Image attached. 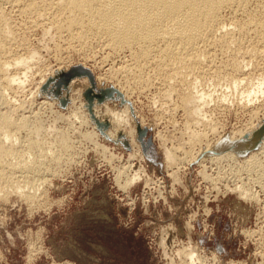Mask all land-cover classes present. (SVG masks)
Segmentation results:
<instances>
[{
  "label": "rangeland",
  "instance_id": "374dc122",
  "mask_svg": "<svg viewBox=\"0 0 264 264\" xmlns=\"http://www.w3.org/2000/svg\"><path fill=\"white\" fill-rule=\"evenodd\" d=\"M29 1L0 0L7 20L3 30L10 37L7 56L40 48V64L22 91L0 84V103L24 108L12 111L13 121L26 118L38 126L40 120L47 154L42 171L47 172L26 180L16 173L17 178L0 183V264H168V259L190 264L176 254L189 246L196 248L195 264H264V136L256 148L236 157H204L221 137L245 140L255 127L264 131V95L250 103L245 99L246 91L264 81V38L252 27L235 29L246 14L220 13L217 27L224 31L202 45L204 61L191 67L157 58L134 60L136 48L116 53L94 38L86 45L65 34L60 38L47 30L53 24L50 14L22 11ZM255 6L248 13L258 17ZM235 79L243 81L237 89L231 86ZM195 91L210 96L196 126L179 106ZM190 131L202 140L193 141L196 134ZM59 132L68 137L66 152L56 147ZM18 138L15 148L24 150L25 135ZM163 146L174 151L175 165L167 163ZM251 156L254 164H247ZM134 177L138 180L123 188Z\"/></svg>",
  "mask_w": 264,
  "mask_h": 264
},
{
  "label": "bare ground",
  "instance_id": "6f19581e",
  "mask_svg": "<svg viewBox=\"0 0 264 264\" xmlns=\"http://www.w3.org/2000/svg\"><path fill=\"white\" fill-rule=\"evenodd\" d=\"M19 1L20 0H9L10 3L13 2L14 4H15V2L18 3ZM1 2H2V0H1ZM252 3L256 4L255 11L258 13V17L255 16V14L251 15L250 12L248 13V10H249L250 5ZM4 4H5V2H4ZM18 5H19V3H18ZM21 9H22V7H21ZM227 9L231 10L234 15L239 14V16H240L241 14H243V15L246 14V21H244L245 23H241V21H235V23H234L235 29L236 28L242 29L245 27H247V28L252 27L254 29V31L256 30L258 32V34L262 38H264V0H30L29 3H27L24 6L22 11L34 13V16H35V14H37L39 17H43L45 15L50 14L53 17L52 28L50 29V27H48L49 29H47V28L46 29L52 30L53 34L57 35L58 37H60V36L63 37V34H65L68 36L67 38H69V40L71 39L72 41H75V42L79 43L80 45H86V43L88 42V40H90V38H94L100 42L99 44H102L101 46L107 47L111 51L112 50L116 51V53H117V51H124V50L131 51V50H133V48H136L135 51L133 50V52H131L134 60L138 59V60H143V61H149V60L157 58L158 61H160V63L161 62L163 63L165 61H170V62H175L176 64L175 63L174 64L177 66H178V64H180L182 66H188V65L194 64L196 62H200V60L202 62L204 61L203 53H202L204 47L202 45L207 46L206 44L209 42V40L211 38H213L215 35H218V33H217L218 31L220 32L224 29V27L219 28L220 24L217 27V25H218L217 23H219L218 19H219L220 13H222L223 11H225ZM0 11H2V10H0ZM21 13H20V15H21ZM232 15H231V17H232ZM39 17H38V19L40 20ZM42 20H43V18H42ZM48 20L49 19H47V21ZM243 20L244 19H242V21ZM6 21L7 20H5V16H3L0 13V84L2 85L1 87L4 86L7 91L10 90L12 92V91L20 90V89L23 90L24 82H25L29 72L31 71V69L33 67L36 68L35 64H37V61L39 60V55H40L39 49L40 48L38 49L39 50L38 51V50H36L37 48L35 47L36 49H32V50L28 51L27 54H24L26 56H22V57L16 56L17 58L16 57L15 58L14 57L13 58L8 57L7 54H9L10 52L8 53L7 51L11 45L9 44L10 45L9 48L7 47V45H8L7 41L9 40L10 37H8L7 35H9V34H5L4 30H3V26L6 25V23H5ZM36 21H37V19H36ZM32 23H33V21H32ZM39 24H41V23H39ZM10 25H11V23H10ZM42 25H43V23H42ZM227 27H230V29H231V26H227ZM5 28H6L5 30H7V28H10V27L8 26ZM40 30L42 31V36H43V34L46 35V33L43 32L45 29H43V30L40 29ZM244 30H246V29H244ZM238 31L239 30H237V32ZM10 33H12V32H10ZM48 33H49V31L47 32V34ZM215 33H217V34H215ZM15 34H16V32H15ZM12 35H14V33ZM253 35H255V34H253ZM260 36H259V39L261 38ZM23 37H25V36L23 35ZM45 37L41 38V42L44 41L43 39ZM47 37H50V35ZM243 37H245V36H243ZM257 38H258V36H257ZM15 39H18V38H15ZM21 40L23 41L24 38L23 39L21 38ZM52 40H54V39H52ZM56 40H57V38H56ZM71 40H70V42H71ZM262 40L263 39H261L260 41H262ZM46 41H49V40L46 39ZM67 41H68V39H67ZM95 41L96 40H94V42ZM10 42H11V40H10ZM13 42H12V44H13ZM41 42H40V44H42ZM51 42L53 43V41H51ZM224 42H225V40H224ZM44 43H45V41H44ZM25 44H27V43H25ZM54 45H53V47H54ZM223 45H225V44H223ZM36 46H37V44H36ZM200 46H202V48H201L202 51L200 49ZM210 46H208V47H210ZM214 46L215 45L213 43L212 47H214ZM45 47H46V45H45ZM45 47L43 49H45ZM83 47H85V46H83ZM18 48H19V46H18ZM55 48H58V47L55 46ZM205 48L207 49V47H205ZM206 49H205V51H206ZM206 54H207V52H206ZM41 60H42V58H41ZM39 64H37V65H39ZM41 64H42V62H41ZM160 65H162V64H160ZM164 66H165V64H164ZM164 66H162V67L164 68ZM171 66H173V65H171ZM143 67H144V65H143ZM191 67H192V65H191ZM129 68H132V67L130 66V67H128V69ZM156 68L161 71V69L158 68L157 66H156ZM177 68L178 67H176V69ZM134 69H135V67H134ZM189 69H191V68H189ZM181 70L182 69H180V71ZM128 72H130V71H128ZM174 73H176V72H174ZM139 74H141V72H139ZM170 74H172V73H170ZM191 74H189V76ZM175 75H177V74H175ZM181 76H182V74H181ZM185 76H186V74H185ZM200 77H201V75H200ZM186 78H187V76H186ZM262 79H259L254 85L252 84L253 87L251 89L249 88L250 90L246 91L247 95H246L245 99H246L247 103L252 102L253 98H256L258 95H260V96L264 95V81H262ZM40 80H42V79H40ZM182 81H184V80H182ZM215 81H217V80H215ZM232 82H233V85L231 84V86H233L234 89H237L243 81H240L239 79H235L234 81L232 80ZM251 83L252 82H250V84ZM22 90H20V91H22ZM1 91L2 90H0V92ZM1 93H3V92H1ZM1 96H0V101H1V99H3V98H1ZM209 97H210L209 94L205 93L204 91L203 92H198V91L189 92L186 95H184L183 98L180 97L181 101H180L179 106L181 105V108L183 109V111H185L186 118L190 122V124H192V125L194 124V126H196V125L200 124V122L203 121V118L205 117V114L203 112H204L205 106L208 104L207 99H209ZM0 105L2 106L1 103H0ZM15 105L16 104L11 105V106L8 105L9 106V108H8L4 104V106H2V107H4L5 110L0 111V183H2V182H6V183L8 182L9 183L14 178H17L16 177L17 175L15 176L16 173L22 174V176H23V178H25V180L30 178V177H35L34 175L37 176V174H40L38 172L42 171L44 169L43 163H44V159L46 160V158H45L46 153H44L46 143H45V141L42 140V138L40 139V136L42 134L41 132H43L41 126H39V125H41L40 120H39L38 126H36L37 123H35L36 125H33L31 123L33 121H31L30 119L28 120L25 117H24L25 119H19V121H16V120L13 121L14 119H12L11 114L14 112H12V111L15 110V112H16V109L18 110V108L20 107V105H19V107L16 108L17 105L16 106ZM6 107H7V109H6ZM21 109L23 110L24 108H21ZM0 110H2V109H0ZM17 120H18V118H17ZM190 124L189 125L187 124V125L190 126ZM250 128H249V130H251ZM255 129H256V127H255ZM255 129L249 131V133L247 134L248 136H246L248 138L245 140L240 139L239 136L237 138H239L240 140H237L234 138L231 139L229 137H228L229 138L228 139V138H226L227 136L221 137L217 144H215L214 146L209 148L208 152H206L207 155L204 154L205 155L204 157L206 158V156L208 157V155H209V157L210 156H220L222 154H227V155L229 154L232 157L233 156L236 157L237 155H239L242 152L244 153V152L252 151L259 144H261L260 141L264 136V131H259L262 128H260L259 130H257V129L255 130ZM49 131H50V129H49ZM52 131H50V133ZM243 131H244V129H243ZM190 132L193 134L195 133L193 131H190ZM215 132H214V134H215ZM21 134L25 135V139L21 138V140H20V142L22 140H24L25 148H24V150H22V149L17 150L15 147L19 143L18 137ZM198 135H199L198 133L195 135L196 137L194 135H192L196 139H193V138H191V139H193V141L200 139L201 134L199 136ZM67 138L68 137L66 135H64L63 133H60V132L56 133V137L54 138V140L56 139L55 141L57 143L56 147H60V149H65V152H66V147H67V143H68ZM204 138H205V136H204ZM201 140H202V138H201ZM55 141L53 143H55ZM22 143H23V141H22ZM20 145H21V143H20ZM163 147H164V156H165L167 163L169 165H175L176 157L174 155V151L172 152L171 149L167 148L166 146H163ZM35 153L36 154L39 153V155L37 156L38 159L36 158V159L32 160L34 155L32 156V158H30V156L32 154H35ZM42 158H43V160H42ZM253 158L254 157L251 156V158H249L250 160L248 162H246L247 161L246 160L245 162L247 164L252 163L254 161ZM217 160H218V158H217ZM54 161L55 160H53V162ZM253 164H254V162H253ZM259 168L262 169V171H263V168H261V167H259ZM256 170H254V171H256ZM42 172L44 173V171H42ZM35 173H37V174H35ZM135 174L137 176V173H135ZM135 177L128 179L125 183H123L124 184L123 188H127V187L131 186L136 180H138ZM262 177H264V175ZM32 180H35V179L31 178V181ZM259 180L260 179H258V181ZM260 181L264 182V179L260 180ZM35 182H36V180H35ZM26 184L33 186V185H31L32 182L31 183L27 182ZM262 185H264V183ZM16 189L19 191L20 188L17 187ZM27 194H29V193H27ZM242 194H244V193H242ZM247 195H246V193L244 194L245 197ZM30 196H32V195H30ZM26 197L29 198V196H26ZM163 242H165V241H163ZM162 244H164V243H162ZM163 246H165V244ZM164 253L167 254L165 249H164ZM180 253L184 254V256H185L184 259H187L190 264H195L196 258H197L196 248H194L193 246H189V247H187V249H185L182 252H180V251L176 252L177 255H179ZM168 260H169V263L172 261V259H168Z\"/></svg>",
  "mask_w": 264,
  "mask_h": 264
}]
</instances>
